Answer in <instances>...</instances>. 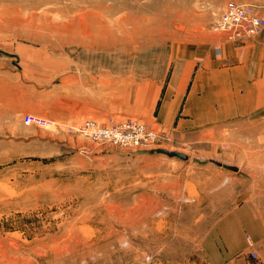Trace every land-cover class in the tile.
<instances>
[{
  "label": "rangeland",
  "instance_id": "obj_1",
  "mask_svg": "<svg viewBox=\"0 0 264 264\" xmlns=\"http://www.w3.org/2000/svg\"><path fill=\"white\" fill-rule=\"evenodd\" d=\"M227 1L0 0V264H193L216 220L264 210V83L245 116L189 100L218 70L264 80V28L240 63L212 30ZM86 120L164 138L101 144Z\"/></svg>",
  "mask_w": 264,
  "mask_h": 264
},
{
  "label": "crops",
  "instance_id": "obj_2",
  "mask_svg": "<svg viewBox=\"0 0 264 264\" xmlns=\"http://www.w3.org/2000/svg\"><path fill=\"white\" fill-rule=\"evenodd\" d=\"M224 41L228 45L225 48L231 54L229 61L232 63H240V59L248 57L253 48L261 47V44L256 41L242 43L228 42L225 39ZM259 41L263 42L262 46H264V40ZM225 48L220 45L217 46L216 51L223 53ZM232 75L233 78L230 82L226 71L213 72L207 87L213 97L207 95L208 91L200 94L201 96L197 98L189 93L190 102L194 103L198 100L207 105L216 102L218 114L227 113L232 116L250 114L249 112L255 110L256 105L261 103V99L258 101L260 93L257 95L255 85L264 83V80L258 78V74L251 69L245 72L241 68H234ZM228 84L234 85V91L233 88L228 87ZM241 85H244L245 89L240 92ZM249 87L255 90V103L251 108L246 109L238 97L250 94ZM220 90L227 95H223ZM193 103H189L190 107ZM208 114L216 113L209 110ZM188 123L186 119H183L182 124L186 126ZM199 251L197 258L192 260L193 264H198L201 259H205L206 264H264V210H260L251 202L240 203L215 221L209 237L205 243H202Z\"/></svg>",
  "mask_w": 264,
  "mask_h": 264
},
{
  "label": "built area",
  "instance_id": "obj_3",
  "mask_svg": "<svg viewBox=\"0 0 264 264\" xmlns=\"http://www.w3.org/2000/svg\"><path fill=\"white\" fill-rule=\"evenodd\" d=\"M260 6L252 3L229 0L212 24V30L230 42H243L257 35L264 28V17ZM33 123L44 126L46 120L34 117ZM78 133L101 144L128 147H147L155 145L163 135L146 128L136 120H125L115 125H103L93 120H86L78 127Z\"/></svg>",
  "mask_w": 264,
  "mask_h": 264
},
{
  "label": "water",
  "instance_id": "obj_4",
  "mask_svg": "<svg viewBox=\"0 0 264 264\" xmlns=\"http://www.w3.org/2000/svg\"><path fill=\"white\" fill-rule=\"evenodd\" d=\"M154 151L158 152V153H163L169 157H178L180 159H187V155H185L182 152L176 151V150L170 151V150L158 148V149H154ZM217 164H219V163H217Z\"/></svg>",
  "mask_w": 264,
  "mask_h": 264
}]
</instances>
